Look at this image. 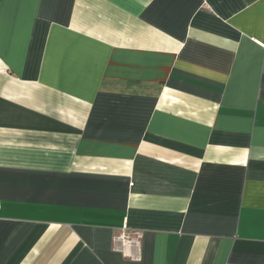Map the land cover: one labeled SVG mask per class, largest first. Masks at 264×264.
I'll list each match as a JSON object with an SVG mask.
<instances>
[{"label": "crops", "instance_id": "0c3cea01", "mask_svg": "<svg viewBox=\"0 0 264 264\" xmlns=\"http://www.w3.org/2000/svg\"><path fill=\"white\" fill-rule=\"evenodd\" d=\"M0 264H264V0H0Z\"/></svg>", "mask_w": 264, "mask_h": 264}, {"label": "built area", "instance_id": "2783aa9c", "mask_svg": "<svg viewBox=\"0 0 264 264\" xmlns=\"http://www.w3.org/2000/svg\"><path fill=\"white\" fill-rule=\"evenodd\" d=\"M140 238V233H136V239L138 240ZM136 239H134V240H131V239H126V238H123L122 236L121 237H119V238H117L116 240H120V242L122 243V244H134V245H136Z\"/></svg>", "mask_w": 264, "mask_h": 264}]
</instances>
